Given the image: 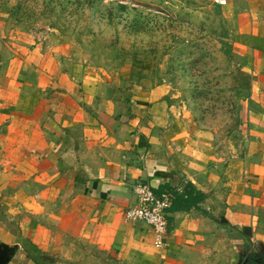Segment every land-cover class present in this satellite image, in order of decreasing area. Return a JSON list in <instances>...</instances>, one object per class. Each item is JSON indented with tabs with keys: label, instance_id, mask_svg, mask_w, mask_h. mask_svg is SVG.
Masks as SVG:
<instances>
[{
	"label": "crops",
	"instance_id": "obj_1",
	"mask_svg": "<svg viewBox=\"0 0 264 264\" xmlns=\"http://www.w3.org/2000/svg\"><path fill=\"white\" fill-rule=\"evenodd\" d=\"M213 2L234 60L227 130L201 128L164 83L126 107L55 53L0 63L6 264H264V0ZM136 181L173 195L159 248L124 220Z\"/></svg>",
	"mask_w": 264,
	"mask_h": 264
},
{
	"label": "rangeland",
	"instance_id": "obj_2",
	"mask_svg": "<svg viewBox=\"0 0 264 264\" xmlns=\"http://www.w3.org/2000/svg\"><path fill=\"white\" fill-rule=\"evenodd\" d=\"M221 16L213 0H0V63L55 53L126 107L137 85L164 83L201 128L227 130L234 60Z\"/></svg>",
	"mask_w": 264,
	"mask_h": 264
},
{
	"label": "built area",
	"instance_id": "obj_3",
	"mask_svg": "<svg viewBox=\"0 0 264 264\" xmlns=\"http://www.w3.org/2000/svg\"><path fill=\"white\" fill-rule=\"evenodd\" d=\"M135 203L126 209L124 220L128 223H143L150 227L155 235L154 246L161 247L162 238L168 231L166 211L171 206V193L155 194L151 187L142 181L133 185Z\"/></svg>",
	"mask_w": 264,
	"mask_h": 264
},
{
	"label": "water",
	"instance_id": "obj_4",
	"mask_svg": "<svg viewBox=\"0 0 264 264\" xmlns=\"http://www.w3.org/2000/svg\"><path fill=\"white\" fill-rule=\"evenodd\" d=\"M9 251L5 247H0V264H6L8 261L7 253Z\"/></svg>",
	"mask_w": 264,
	"mask_h": 264
}]
</instances>
